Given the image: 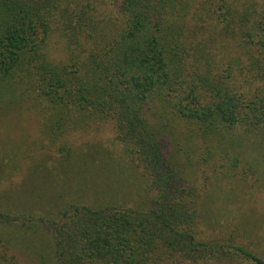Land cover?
I'll use <instances>...</instances> for the list:
<instances>
[{"label": "trees", "instance_id": "obj_1", "mask_svg": "<svg viewBox=\"0 0 264 264\" xmlns=\"http://www.w3.org/2000/svg\"><path fill=\"white\" fill-rule=\"evenodd\" d=\"M189 3L0 0V112L23 101L38 108L30 155L43 139L69 155L70 132L106 124L122 152L112 163L144 183L136 199L70 201L53 216L0 204V264H264L251 244L200 235L197 190L164 132L175 117L202 142L224 144L240 127L263 152L264 0L207 3V19L236 50L220 56L190 26ZM226 146L217 158L234 160ZM215 152L205 144L202 159ZM17 235L29 254L15 248Z\"/></svg>", "mask_w": 264, "mask_h": 264}, {"label": "rangeland", "instance_id": "obj_2", "mask_svg": "<svg viewBox=\"0 0 264 264\" xmlns=\"http://www.w3.org/2000/svg\"><path fill=\"white\" fill-rule=\"evenodd\" d=\"M103 1L106 4L102 8L108 10L110 0ZM190 2L189 24L197 25L195 34L206 39L211 52L220 56V53L236 51L234 44L219 33L211 14V19L206 17L209 11L205 6L208 7L211 0H203V7L201 0ZM197 16H201L202 21H193ZM47 53L51 59L61 58L63 49L58 37L48 40ZM37 117L38 108H28L26 101L0 112V204L53 216L70 201L91 204L107 200V195L113 193L117 201L143 195L140 172L112 163L114 158L122 157V152L108 125L70 132L66 136L69 155L57 152L54 145H48L44 139L38 152L30 155L31 149L40 142ZM194 131L175 117L164 127L176 157L187 166L186 171L197 190L196 226L200 235L251 244L264 257V150L262 152L254 137L240 127H236L231 136L226 135L224 144L219 143L217 137L202 142ZM208 143L216 152L205 161L202 158L206 156L205 144ZM224 146L227 155H235L234 160L217 158ZM213 159L223 167L212 168ZM16 239L15 248L29 254L30 249L24 246L20 236Z\"/></svg>", "mask_w": 264, "mask_h": 264}]
</instances>
